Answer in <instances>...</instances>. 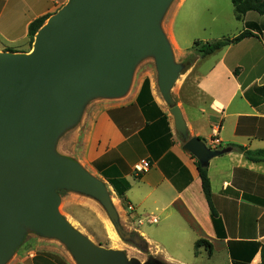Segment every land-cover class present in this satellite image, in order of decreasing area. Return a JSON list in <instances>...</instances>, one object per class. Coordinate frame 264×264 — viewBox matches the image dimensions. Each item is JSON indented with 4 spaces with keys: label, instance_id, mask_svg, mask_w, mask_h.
<instances>
[{
    "label": "crops",
    "instance_id": "1",
    "mask_svg": "<svg viewBox=\"0 0 264 264\" xmlns=\"http://www.w3.org/2000/svg\"><path fill=\"white\" fill-rule=\"evenodd\" d=\"M64 2L22 0L24 7L32 11L25 32L28 33L34 20L55 14ZM246 23L255 24L251 31L255 37L251 38L259 35L258 39L264 41V16L261 22ZM173 24L174 19L166 32L161 30L173 56L180 62L191 50L182 48ZM27 43V50L19 47L15 52L28 53L29 38ZM4 50L0 47V52ZM261 58V79L243 83L241 68L234 72L222 63H215L194 77L195 83L218 84L220 73H226L231 83L209 95L210 104L192 94V87H188L189 79L205 58L198 55L193 65L181 72L179 87L184 97L179 106L191 137L202 139L211 149H230L236 145L253 151L264 150V51ZM259 64L258 57L254 59V68ZM145 79L121 97H98L87 102L77 122L70 127L73 129L71 159L107 184L122 210L125 209L112 182L129 184L125 195L127 206L134 207L131 217L152 256L171 264H189L178 257L184 244H189L196 258L204 248L211 258H224L227 264H260V248L264 245V164L250 162L234 148L210 162L212 203L219 215L217 228L203 192L198 160L183 150V139L175 132L170 109L155 84L150 82L149 90H143ZM197 105L202 108L198 109ZM137 167H144L145 171L137 173ZM152 218L156 223L148 222ZM143 219L149 225H157L156 229H144ZM139 220L142 224L137 223ZM199 240L212 245L211 255L206 247L195 250ZM164 242L176 244V250L170 251ZM7 264H72V261L65 252L41 245L35 251L14 254Z\"/></svg>",
    "mask_w": 264,
    "mask_h": 264
},
{
    "label": "water",
    "instance_id": "2",
    "mask_svg": "<svg viewBox=\"0 0 264 264\" xmlns=\"http://www.w3.org/2000/svg\"><path fill=\"white\" fill-rule=\"evenodd\" d=\"M170 0H68L38 31L30 52H0V264L22 238L20 224L62 239L77 264H124L120 254L93 245L62 217L63 187L96 195L114 220L106 185L78 163L56 156L52 142L98 97H121L136 62L155 54L161 92L171 104L183 150L208 168L230 149L191 137L172 89L175 63L159 26Z\"/></svg>",
    "mask_w": 264,
    "mask_h": 264
},
{
    "label": "rangeland",
    "instance_id": "3",
    "mask_svg": "<svg viewBox=\"0 0 264 264\" xmlns=\"http://www.w3.org/2000/svg\"><path fill=\"white\" fill-rule=\"evenodd\" d=\"M67 1L65 0L60 9ZM182 2L183 0H170L159 19V26L165 32L166 28L171 26V20L174 19L173 28L179 43L185 50H191L187 53L186 59L180 62L174 57L175 62L181 66L189 60L195 61L198 56V50L195 47L196 42L214 43L234 38L246 30H253L254 26L251 27L246 23L247 21L261 22L262 15L256 12H251L245 15L242 20H238L231 0H186L184 4ZM31 14L32 11H28L24 7L22 0H0V47L5 48L4 52L17 51L19 47L28 49V33L25 32V23ZM258 38H260L259 35L256 38L246 39L237 45L227 47L202 59L197 71L188 82V87H192V94L194 93L201 99L203 97L205 102L210 104L209 95L221 91L222 87L226 89L229 86L231 82H229L224 71L220 73L221 81L218 84L214 81L193 82L194 77L196 78L198 74L203 73L215 63H222L234 72L237 68H241V81L243 83L257 78L261 79V54L264 51V41ZM258 57L260 58L259 67L254 68V59L256 60ZM143 78H146L144 83L148 81L149 86L150 82L155 84L160 97L171 109V104H168L159 86L157 58L153 53L144 55L136 62L128 92ZM180 78L178 76L173 85L175 98L172 97V105H181V99L184 97V93H180ZM186 106L188 107V103ZM197 106L198 109L202 108V106ZM72 131V128L66 127L55 137L52 142V151L56 156L72 160ZM107 190L116 212L114 220L111 219L107 209L96 195L59 187L56 188V192L61 197L59 211L62 217L77 233L88 239L96 247L119 253V258L124 259V264H171L150 254L139 236L135 220L131 217L133 213L129 211L128 206L123 205L119 198L122 207L125 209L122 210L108 186ZM156 215L158 216V214ZM143 224H145L144 229L148 230H155L157 227V225H149L145 219H143ZM20 226L22 238L14 254L22 250L32 252L37 250V247L45 245L59 252H65L71 258L72 264H77L71 249L62 239L45 235L24 224H20ZM164 243L169 246L170 251L176 250V244ZM153 249L155 250V247ZM157 254L159 255V253ZM173 254L178 256L176 253ZM180 254L178 257L189 264H227L224 258H211L204 248H202V255L196 258L194 248L190 247L189 244H184ZM160 256L163 257V254Z\"/></svg>",
    "mask_w": 264,
    "mask_h": 264
},
{
    "label": "trees",
    "instance_id": "4",
    "mask_svg": "<svg viewBox=\"0 0 264 264\" xmlns=\"http://www.w3.org/2000/svg\"><path fill=\"white\" fill-rule=\"evenodd\" d=\"M232 4L235 8L236 12V18L238 20H242L247 13L250 12H256L262 16H264V0H231ZM51 17V15H45L40 18H37L34 20L28 27V38L30 43V51L32 49V45L34 43V39L38 31L44 26L46 21ZM251 27H255L254 23H249ZM255 37V34L252 33L250 30H246L237 37L234 38H228L221 41H217L214 43H203V42H196L195 47L198 50V55L201 58L209 57L216 52H219L227 47L236 45L243 41L244 39ZM29 51V52H30ZM194 63V60H189L186 63L182 64V72L187 71ZM149 82L145 81L143 90H149ZM182 138V137H181ZM233 148L242 153L247 160L253 163H262L264 164V150H249L243 146H236L233 145ZM233 148H230V150ZM198 170L200 173V178L202 181V188L204 195L210 205L211 212H212V218L215 223V226L218 228L219 225V215L217 211L214 209L212 199V187H211V181L208 174V168L201 167L200 163L197 162ZM112 185L114 186V189L118 195V197L122 200L123 205L127 206V200H126V192L129 189V184L125 181H118V182H112ZM201 247H206L210 253L212 254V245L205 241V240H199L195 244V250L198 251ZM261 249V263L264 264V245L260 248ZM197 254V253H196Z\"/></svg>",
    "mask_w": 264,
    "mask_h": 264
},
{
    "label": "built area",
    "instance_id": "5",
    "mask_svg": "<svg viewBox=\"0 0 264 264\" xmlns=\"http://www.w3.org/2000/svg\"><path fill=\"white\" fill-rule=\"evenodd\" d=\"M144 169H145L144 167H137L136 171H137V173H143L145 171ZM128 209H129L130 212H134V207L132 205H129ZM156 221L157 220L153 219V218L148 220V222H150V223H156ZM138 223L142 224V221L139 220Z\"/></svg>",
    "mask_w": 264,
    "mask_h": 264
}]
</instances>
